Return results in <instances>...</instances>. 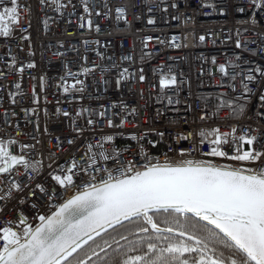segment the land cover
I'll return each instance as SVG.
<instances>
[{
  "label": "snow or ice",
  "instance_id": "obj_1",
  "mask_svg": "<svg viewBox=\"0 0 264 264\" xmlns=\"http://www.w3.org/2000/svg\"><path fill=\"white\" fill-rule=\"evenodd\" d=\"M183 2L191 7V0ZM204 9L232 21L219 29V41L215 30L198 37L201 44L229 49L223 61L197 56L198 78L207 75L211 92L203 91V81L198 93L192 90L178 57L146 75L145 57L162 47H187V36L182 43L176 35H148L140 41L141 56L113 59L107 43L84 35L99 37L101 21L111 23L113 16L125 27L132 25L129 15L152 27L183 17L186 26L195 11L209 15ZM195 11L181 12V0H130L114 11L111 0H0V264H81L74 253L95 234L75 230L73 217L103 187L128 181L180 190L177 206L209 229L203 233L207 248H193V264H264V0H200ZM33 20L46 41H37ZM46 53L59 57L55 76L37 71ZM217 76L219 83H211ZM26 79L33 82L30 92ZM133 83L144 85L133 95L146 104L133 106L121 96L109 112L99 97L109 86L128 89ZM149 105H158L144 124L152 130L129 132V124L141 127ZM221 113H227L222 121ZM157 117L182 127L155 129ZM54 122L67 131H50ZM166 136L167 151L157 152ZM125 138L128 143L119 146Z\"/></svg>",
  "mask_w": 264,
  "mask_h": 264
},
{
  "label": "built area",
  "instance_id": "obj_2",
  "mask_svg": "<svg viewBox=\"0 0 264 264\" xmlns=\"http://www.w3.org/2000/svg\"><path fill=\"white\" fill-rule=\"evenodd\" d=\"M113 11L117 5H127L129 4L130 0H111ZM200 3V0H191V7H184V2L181 0V12H187L189 14H192L198 7ZM204 12H209V15H201L200 11H195L194 14V20L193 22L188 23L186 26L182 23L183 17H181V22L177 23L175 21L171 22V26H167L164 24L158 23L156 27H152L146 24L145 19L141 20H134L131 15H129V19L132 20L131 27H125L122 22L117 23L115 21V18L113 16V20L110 23L108 20L101 21L102 25V31L99 35V37L92 36L90 33H85L84 35L90 39V41L95 40L99 38L103 43L108 44V48L106 49L109 56H112L113 59H117L123 56H127L129 54L134 55L135 57H139L143 54L142 48L143 45L141 44V39L143 37H146L148 35L152 36H160L161 38H170L173 35H176L180 37L181 42L183 43V38L187 36V47H181L180 49H173L169 47H162V49L155 53L154 56L151 59H148L145 57L144 61V67L146 75L151 77L152 75V68L156 67L158 63L162 64L164 63L169 57H178V67L183 70L185 75L188 77V79L191 81L192 90L194 92L200 91V84L201 81L204 82L205 87L203 91L205 92H211L213 89L207 87L208 84V77L205 75L204 77L198 78L199 69L201 67V61L197 59V56L200 54H204L205 56L208 55H216L217 58L221 61H223L222 53L229 51V49L224 48L223 45H220L219 43L214 47L210 41H206L205 43L201 44L198 41V37L200 35H205L209 30H215L216 36L215 39L219 41L221 39V35L219 32V29L221 27H231L232 21L231 19H225L224 17L215 16L210 14V10L204 9ZM107 25L105 28L104 26ZM22 26H24V23L22 22ZM41 26L37 23L36 20H33V33L36 35L37 41H46L48 38L43 37L42 35H37L39 32ZM68 32H74V28H67ZM191 33V34H190ZM63 39L66 41H73L74 38L72 36H64ZM78 44V41H75ZM157 44L156 40H153L151 42L152 46H155ZM15 47V46H14ZM230 54V53H229ZM187 58L186 61L184 58ZM92 59H96L95 54L92 55ZM256 59L260 60L261 57H257ZM51 60L53 63L52 65H47V61ZM44 64L41 65L37 71H46L49 75L55 76L57 75L60 64H59V57L53 56L51 53H46L44 57ZM96 63L99 64L100 60L96 59ZM139 61H137V65H134L132 68V71L135 72L136 66H138ZM206 68H210V65H205ZM32 75L31 72H26L25 76ZM14 78V77H12ZM98 79H102V77H97ZM220 77L217 76L214 81H211V83H219ZM31 81L25 80V85L28 88V91H31L32 86ZM101 89L103 88V85H99ZM144 87V85H140L138 83H133L130 85L128 89H125L123 85H121V88L119 90L113 89L111 86H109V89L106 93H103L99 99L103 103L104 107L109 108V112L112 111V109L109 107L112 101H119L121 96L125 100L128 101L129 104L136 106V102H138L140 105H145L146 101L141 100L138 96L133 95L134 92L138 91L140 88ZM187 92V88H185L184 92L181 93V96L184 97ZM90 98H86L85 103L87 104L88 100ZM49 108L52 109V104L54 103L53 97L49 96ZM96 107L95 102H93V108ZM158 107V105H149V111L145 112L143 116L141 117V127L139 129L136 128L135 125L129 124L127 126V130L129 132L131 131H151L152 129H146L144 128V124L148 123V117L151 115H154V108ZM254 111V109H253ZM90 114H94V112L90 111ZM227 115V113H221L220 119L221 121L224 119V117ZM177 114L170 112L169 118H176ZM23 121V116L21 114V122ZM209 124H212V121L208 122ZM215 126V125H213ZM222 128L224 127L221 125ZM182 126H172L168 125L167 123L163 122L159 117H157V121L154 125L155 129H158L160 131H167L168 133H172L173 131L179 130ZM107 130V129H106ZM226 130V128H224ZM27 131H32L31 126H27ZM50 131H52L55 134H60L61 132L67 131V125L66 124H60V123H52L50 125ZM16 133L13 132V135ZM22 139L24 137H21ZM155 138V137H150ZM47 140L48 138L45 137ZM168 137H165L164 143L158 146L157 152H164L167 151L164 144L168 143ZM54 143V142H53ZM66 143V142H65ZM128 143L127 138L123 140H118L119 146H124ZM208 149L205 147L204 151L206 152ZM63 155V154H62ZM63 162V161H61ZM69 197L72 196L71 190L67 193Z\"/></svg>",
  "mask_w": 264,
  "mask_h": 264
},
{
  "label": "trees",
  "instance_id": "obj_3",
  "mask_svg": "<svg viewBox=\"0 0 264 264\" xmlns=\"http://www.w3.org/2000/svg\"><path fill=\"white\" fill-rule=\"evenodd\" d=\"M153 218L157 225L185 233L193 240L153 231L130 236L114 243L103 240L119 232L121 235L130 234L135 230L146 228V220L138 218L95 239L75 255L83 259L87 256L90 247H98L101 242L106 241V248L92 254L93 256L82 264H193V248H207L203 243V233L209 229L195 218L174 212L155 213ZM115 248H118L116 250L119 252H127L118 259Z\"/></svg>",
  "mask_w": 264,
  "mask_h": 264
},
{
  "label": "water",
  "instance_id": "obj_4",
  "mask_svg": "<svg viewBox=\"0 0 264 264\" xmlns=\"http://www.w3.org/2000/svg\"><path fill=\"white\" fill-rule=\"evenodd\" d=\"M179 195V189L162 182L128 181L103 187L101 191L89 197L90 203L83 212H78L73 217V228L80 230L86 227L95 234L96 239L125 223L144 218L149 229L156 233L193 240L185 233L157 225L152 217L159 212H175L193 217L204 224L203 220L177 206ZM81 249H77L76 253Z\"/></svg>",
  "mask_w": 264,
  "mask_h": 264
},
{
  "label": "flooded vegetation",
  "instance_id": "obj_5",
  "mask_svg": "<svg viewBox=\"0 0 264 264\" xmlns=\"http://www.w3.org/2000/svg\"><path fill=\"white\" fill-rule=\"evenodd\" d=\"M147 231V232H146ZM151 230L149 229V226H148V224H147V227L146 228H143V229H140V230H135V231H133V232H131L130 234L129 233H127V234H119V233H116V234H114V235H110V237L109 238H107V239H103V240H106V241H110V242H117L118 240H122V239H124V238H128V237H130V236H135V235H140V234H147V233H149ZM106 241H104V242H101V244H100V246H98V247H90L89 249H88V251H87V256L86 257H84L83 259H82V257L81 256H77V259H79V260H81V263L82 262H84V261H86L89 257H92L93 255L92 254H96L98 251H100V250H102V249H104V248H106L107 246H105L106 245ZM116 249H118V248H115V254H116V257L118 258V259H121V256H122V254H125L127 251H125V252H119L118 250H116Z\"/></svg>",
  "mask_w": 264,
  "mask_h": 264
}]
</instances>
